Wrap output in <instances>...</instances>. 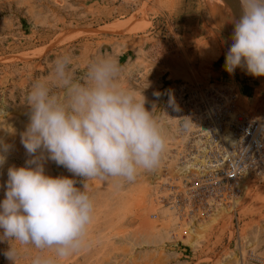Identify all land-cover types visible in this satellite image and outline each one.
Here are the masks:
<instances>
[{"label": "rangeland", "instance_id": "374dc122", "mask_svg": "<svg viewBox=\"0 0 264 264\" xmlns=\"http://www.w3.org/2000/svg\"><path fill=\"white\" fill-rule=\"evenodd\" d=\"M204 1L0 0V141L10 146L0 166V202L8 169L32 159L21 143L29 123L31 85L50 79L53 63L62 55L72 56L80 82L93 58L117 59L120 85L143 92L145 107L155 109L168 138L159 166L142 170L133 182L85 181L43 153L45 174L73 179L80 190L87 183L94 205L88 245L60 264H264V184L241 194L229 211L215 204L205 217L181 218L171 210L169 221L162 217L169 208V178L179 180L178 169L194 154L186 144L197 148L201 141L182 135L167 120L198 119L202 101L195 100L194 92L213 96L209 86L223 91L236 113L264 108V77L253 78L240 68L232 75L224 71L232 37L213 23ZM208 1L216 2L232 24L231 4L225 8L221 0ZM231 3L239 6L238 0ZM231 210H236L234 217ZM10 245L16 249V264L55 256L51 249L5 240L0 242V264H11L4 256Z\"/></svg>", "mask_w": 264, "mask_h": 264}, {"label": "clouds", "instance_id": "9594fccd", "mask_svg": "<svg viewBox=\"0 0 264 264\" xmlns=\"http://www.w3.org/2000/svg\"><path fill=\"white\" fill-rule=\"evenodd\" d=\"M224 71L245 70L264 77V0H238ZM72 56L58 57L50 79H36L27 95L29 123L21 143L32 157L23 167L7 172L5 198L0 202V242L18 241L37 249L54 250V258L37 257L33 264H60L88 245L94 205L88 194L67 177L45 174L43 153L74 176L135 181L152 171L166 151L164 130L146 107L143 92L122 87V68L110 56L93 58L84 82L72 67ZM63 92V95L60 92ZM10 146L0 141V166ZM41 155H37V153ZM4 256L16 264L11 245Z\"/></svg>", "mask_w": 264, "mask_h": 264}, {"label": "built area", "instance_id": "2783aa9c", "mask_svg": "<svg viewBox=\"0 0 264 264\" xmlns=\"http://www.w3.org/2000/svg\"><path fill=\"white\" fill-rule=\"evenodd\" d=\"M264 109V108H263ZM262 109V110H263ZM227 113L218 124V133L202 134L197 131L193 137L201 138L204 163L195 165L196 171L181 175L180 179L169 178V200L167 207L175 209L179 216L188 211L190 215L207 216L214 203L227 202L233 195H239L249 174L264 177V117L262 110L254 113H236L227 103L223 108ZM203 121L205 122V114ZM201 117V115H200ZM199 117V118H200ZM198 118V119H199ZM197 119V120H198ZM185 131V130H182ZM231 134L234 142L226 145L225 137ZM186 149L195 152L196 147L186 144ZM201 159V157H200ZM177 181H181L178 185ZM245 181V182H244ZM189 209V210H188Z\"/></svg>", "mask_w": 264, "mask_h": 264}, {"label": "bare ground", "instance_id": "6f19581e", "mask_svg": "<svg viewBox=\"0 0 264 264\" xmlns=\"http://www.w3.org/2000/svg\"><path fill=\"white\" fill-rule=\"evenodd\" d=\"M231 1L232 0H221L220 2L225 4V8L227 7L226 3L231 4V6L234 7V10H233V15L234 16H233L232 24L235 26V22L239 19V16L241 14V9H240L239 6L237 7L236 5L232 4ZM220 13H221V11H220ZM223 18L226 20V22H228L229 19L227 17L225 18L223 16ZM214 89L215 88H211L210 86H209V89H207L209 91L211 90L210 92L214 93V94H211L213 96H210L209 94H207V91L205 93L202 90H198V91L194 92L195 100L197 98H199V100L202 101L201 106H200V111H198V113L200 112L201 117L198 120L197 119H193L191 117H188L190 119L187 118V120H182L180 122V124H178V121L175 119L176 117L174 116L171 120H167L168 121L167 124L170 123L172 128L175 125H178L179 131L181 132V134L182 135L189 134V136H190L189 139H192V140H193V138L194 139H199V138H196V136L193 137V134H192V133H195V131H197L196 126H199L200 129H198V131H202V134H204V135L207 134V137H209V134L212 131H214L215 133H218L219 136L221 137V134L218 131V124L222 121L223 116L227 113L225 110H223V108L227 105L226 103H228V98L226 97L225 94H223L219 90H217V89L214 90ZM203 114H205V122H198L199 124H196L197 123L196 122L194 124V122H193L194 120H197V121L202 120L203 121V116H202ZM262 114H263V117H264V111L262 112ZM189 121H191V124H192L191 127L188 126L190 124ZM182 130H185V131H182ZM167 136H169V135H167ZM166 139H168V138L166 137ZM224 141H225L226 145H230L231 146L232 143L234 142V139H233L232 135L229 134V135H227L225 137ZM202 143L203 142H201V141H198L196 143V145H197V148H196V151H195L196 153L192 154L190 158H187L186 162H184L181 165V167L178 169V175L180 174L179 176H181V175L184 176V174H185L184 172H186V174L188 172H193L194 173L196 171L195 165L198 162L200 164L205 162V161L201 162L203 160V158H204L203 155H204V152H205V148L201 147ZM200 157H201V159H200ZM191 168H193V169L188 171ZM245 180L247 181V183H245V185H243V189H242L241 193L239 195H233L231 200H230V202H229L230 203L229 205H227L228 204L227 202H224L225 205H222L223 203H221V202H216V203H214V205H213V207L211 209H213L215 207V204H217V206H216L217 209H223L224 208V209H227L228 211L230 209H235V207L237 206L236 205L237 204V199L240 197L241 194H243L245 192L247 193L248 190L253 188V185L256 186L257 184H259V185L264 184V177L255 175V173L249 174L248 177L245 178ZM180 185H181V181H180ZM165 209H166L165 212L164 213L162 212V214H163L162 217H165V220L169 221L171 219V216H173V214L170 213L169 210L175 211V209H173L171 207L165 208ZM176 213H177V211H176ZM235 214H236V210H231V213H229V215H231V217H234ZM187 215H190V213H188V211L185 212L184 216H179V217L184 218ZM163 222H165V221L163 220ZM238 247H239V250H240L239 254H240V257L242 258V262H243L244 261L243 255H245V254H244V252L242 250V247H243V242L242 241L238 244Z\"/></svg>", "mask_w": 264, "mask_h": 264}, {"label": "water", "instance_id": "95a60500", "mask_svg": "<svg viewBox=\"0 0 264 264\" xmlns=\"http://www.w3.org/2000/svg\"><path fill=\"white\" fill-rule=\"evenodd\" d=\"M204 3L207 5L208 11L210 12V17L213 23L227 36L232 37L234 31V25L228 22L223 18L222 14L219 11L218 5L216 3H210L205 0Z\"/></svg>", "mask_w": 264, "mask_h": 264}, {"label": "crops", "instance_id": "0c3cea01", "mask_svg": "<svg viewBox=\"0 0 264 264\" xmlns=\"http://www.w3.org/2000/svg\"><path fill=\"white\" fill-rule=\"evenodd\" d=\"M220 60V59H219ZM223 92V91H222ZM224 93V92H223ZM225 94V93H224Z\"/></svg>", "mask_w": 264, "mask_h": 264}]
</instances>
